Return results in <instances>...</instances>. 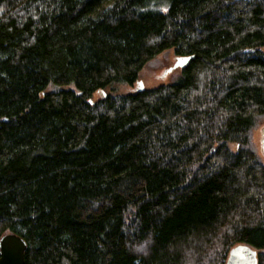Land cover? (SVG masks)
<instances>
[{
    "label": "trees",
    "instance_id": "trees-1",
    "mask_svg": "<svg viewBox=\"0 0 264 264\" xmlns=\"http://www.w3.org/2000/svg\"><path fill=\"white\" fill-rule=\"evenodd\" d=\"M166 48L176 81L108 91ZM262 119L264 0H0V237L24 264H264Z\"/></svg>",
    "mask_w": 264,
    "mask_h": 264
},
{
    "label": "rangeland",
    "instance_id": "rangeland-1",
    "mask_svg": "<svg viewBox=\"0 0 264 264\" xmlns=\"http://www.w3.org/2000/svg\"><path fill=\"white\" fill-rule=\"evenodd\" d=\"M176 55L172 48H166L154 55L148 60L139 72L138 80L142 82L143 88H153L161 84L176 81L181 75V67L169 70L176 61ZM139 89V84L135 82L132 85L115 84L108 88V91L115 93L133 92ZM100 92H95L92 99H97ZM264 130V119H262L252 132V143L256 147V151L260 154V158L264 163V154L261 152V139Z\"/></svg>",
    "mask_w": 264,
    "mask_h": 264
},
{
    "label": "water",
    "instance_id": "water-1",
    "mask_svg": "<svg viewBox=\"0 0 264 264\" xmlns=\"http://www.w3.org/2000/svg\"><path fill=\"white\" fill-rule=\"evenodd\" d=\"M189 56H177L169 70L183 67ZM139 89H143L142 82L137 81ZM261 152L264 154V130L261 139ZM27 244L16 233H5L0 237V264H24ZM225 264H258L257 250L247 244H237L230 248Z\"/></svg>",
    "mask_w": 264,
    "mask_h": 264
}]
</instances>
